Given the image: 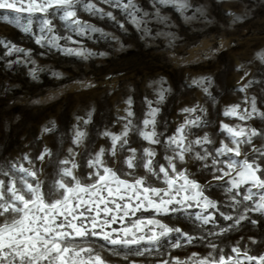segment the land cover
I'll return each mask as SVG.
<instances>
[{
	"label": "rangeland",
	"instance_id": "374dc122",
	"mask_svg": "<svg viewBox=\"0 0 264 264\" xmlns=\"http://www.w3.org/2000/svg\"><path fill=\"white\" fill-rule=\"evenodd\" d=\"M135 2L145 11H153L152 0ZM189 3L192 7L183 13L171 6L162 7L160 14L165 19L163 22L151 19L146 26L149 29L147 34L127 22L126 14L104 4L99 6L113 11L117 20L125 24L126 31L114 21L84 12L78 13L81 19L102 28L106 36L89 33L78 37L62 28V22L54 21L61 36L71 35L73 40L80 41L79 45H74L61 40V46H82L87 49L85 56L51 47L47 40L44 46L36 44L35 39L40 35L38 20H34L31 32H24L26 18H22L17 26L4 21L2 15L8 13L0 10V41L31 52L28 57L24 53L9 54L8 49L0 44V166L13 162L29 167L23 159L27 155L36 169H43L39 175L45 182V193L47 186L57 178L60 160L67 159L78 164L74 172L82 183H87L84 179L88 171L87 160L101 147L105 149L106 164L119 172L121 161L128 153L121 151L117 145V156L113 162L108 153L110 137L103 133H121L127 122L121 118L126 116V101L129 98L132 100L133 124L137 128L143 127L142 121L149 110L148 101L152 102V107L160 108L156 130L163 133L162 141L173 135L189 117L182 109L197 105L207 110L206 115L199 110L195 113L202 117L206 126L191 128L188 138L192 140L207 133L214 141V145L207 146L210 151L221 140L229 143L220 130L221 124L256 128L264 132V119L255 114L252 119L243 121L239 115H224L225 109L235 105H239V114H243L245 108L251 111L253 96L258 109L264 111V61L259 58L264 55V0H189ZM196 8L201 11H195ZM34 68L37 69L35 77L32 75ZM201 77L211 78L209 91L215 97V103L202 87L193 84V80ZM249 81L253 83L245 91H240ZM207 84L208 81H205ZM161 88L168 91L165 92L164 102L157 105ZM45 128L51 131L46 132ZM77 131L86 134L80 145L73 143ZM128 140L129 146L137 149L139 160L141 149L149 147L148 142L135 130L129 133ZM253 146L261 148L264 140L254 137ZM152 147L157 149L156 159L160 160L163 146ZM45 148L51 150V158L38 161L36 157ZM69 149H72L71 153ZM246 149L251 159L253 154L248 146H244L242 151ZM64 166L71 167V163ZM187 166L195 172L199 163L189 160ZM137 172H142V169H137ZM199 178L203 183L204 177ZM253 191L256 193L254 201H258L259 192L256 189ZM212 193L213 198L220 201V210L226 214L236 217L243 210L242 206L236 210L228 207L231 202L222 189L213 188ZM244 203L252 205L253 201ZM248 217L223 235L209 236L210 231L219 232L232 222L223 220L217 214L215 225H201L193 216L180 226L186 231L191 229L197 236L203 235L205 241H196L180 249H173L165 243L160 249L162 258L167 259L168 252L181 259L192 252L204 255L207 251L205 243L211 240L224 250L226 256L235 257L236 253L230 249L238 246L240 259L248 264L244 252L257 257L264 254V215L249 212ZM253 220L256 223H252ZM159 258L153 251L151 255L139 259L143 264H155Z\"/></svg>",
	"mask_w": 264,
	"mask_h": 264
},
{
	"label": "snow or ice",
	"instance_id": "6c2138e0",
	"mask_svg": "<svg viewBox=\"0 0 264 264\" xmlns=\"http://www.w3.org/2000/svg\"><path fill=\"white\" fill-rule=\"evenodd\" d=\"M100 4L120 10L126 14L127 22L146 34L149 32L146 26L151 19L161 22L165 19L160 14L162 7L171 6L182 13L192 7L189 0H152L153 11L149 13L135 0H0V10L8 13L2 15L4 21L17 26L22 18H26L24 32H31L34 20H38L40 35L35 39L36 44L44 46L47 40L51 47L85 56L87 49L82 46H61V40L74 45H79L80 41L73 40L71 35L61 36L54 21L62 22V28L78 37L89 33L106 36L102 28L81 19L78 13L84 12L114 21L126 31L125 24L117 20L114 12L106 11ZM195 11L201 9L196 8ZM0 44L8 49L9 54L31 55L30 50L15 44L4 41ZM259 58L264 61V55ZM36 71V68L32 69L34 77ZM205 81H208L207 86ZM252 83L249 81L240 91H245ZM193 84L202 87L216 102L209 91L211 78L201 77L193 80ZM166 91L163 88L158 91L157 105L164 102ZM126 103V116L121 119L127 122L121 133H103L110 137L108 153L113 162L117 156V145L121 151L128 153L121 161L119 172L106 164L105 149L101 147L87 160L88 171L84 174L87 183H82L74 172L78 164L67 159L60 160L57 178L47 186L45 193V182L39 175L43 169H36L27 155L23 159L29 167L13 162L0 166V264H143L139 258H145L153 251L160 257L155 264H244L238 246L230 249L236 253L235 257L226 256L224 250L211 240L205 243L207 251L204 255L192 252L184 259L170 252L164 259L160 249L165 243L173 249H180L196 241L204 242L203 235L197 236L191 229L186 231L180 226L193 216L201 225H215L217 214L223 220L231 221L219 232L208 233L209 236H220L247 220L249 212L264 215V146H253V138L264 140V132L256 128L221 124L220 130L229 143L221 140L210 151L207 146L214 145V141L207 133L192 140L188 138L191 128L206 126L202 117L195 113L199 110L206 115L207 110L197 105L182 109L189 117L173 135L162 141L163 133L156 130L160 108L152 107V102L148 101L149 110L142 121L143 127L137 128L133 124L131 98ZM238 109L239 105L227 108L224 115H239L242 121L252 119L254 114L264 119V111L258 109L255 96L251 98V111L245 108L243 114H239ZM133 130L149 145L142 147L139 160L137 149L129 146L128 136ZM44 131L51 129L45 128ZM85 135L77 131L73 143L80 145ZM158 145L164 149L160 160L156 159L157 149L152 147ZM244 146H248L253 154L251 159L247 149L242 151ZM51 156V150L45 148L36 159L43 162L45 157ZM189 160L199 163L195 172L187 166ZM69 163L71 167L64 166ZM137 169H142V172L138 173ZM199 176L204 177L203 183ZM213 188L222 189L228 195L231 202L228 207L236 210L242 206L243 210L236 217L221 211L220 201L213 198ZM254 189L259 192L258 201H254ZM245 201H253V204H245ZM251 222L256 223L255 220ZM97 240L103 243L97 244ZM252 242L256 243L255 240ZM243 255L248 264L253 261L264 264V254L257 257L244 252Z\"/></svg>",
	"mask_w": 264,
	"mask_h": 264
}]
</instances>
